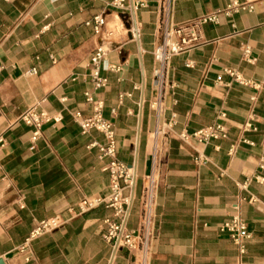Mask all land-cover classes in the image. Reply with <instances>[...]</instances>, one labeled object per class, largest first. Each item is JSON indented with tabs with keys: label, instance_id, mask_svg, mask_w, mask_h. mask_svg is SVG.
<instances>
[{
	"label": "crops",
	"instance_id": "1",
	"mask_svg": "<svg viewBox=\"0 0 264 264\" xmlns=\"http://www.w3.org/2000/svg\"><path fill=\"white\" fill-rule=\"evenodd\" d=\"M112 1L0 0V258L6 264L110 263L104 221L122 218L105 206L78 209L82 199L108 194V159L91 147L104 138L82 134L72 114L92 115L85 98L91 91L114 126L118 160L134 164L141 59L128 12L113 10ZM233 1H252L254 8L199 26L200 43L171 59L159 92L154 50L166 23L188 25ZM100 14L108 28L117 15L123 29L102 66L109 84L94 91L88 63L99 38L85 22ZM136 20L146 84L136 192L141 186L126 230L139 229L142 188L155 177L148 264H264V0H149ZM112 65L122 71H110ZM228 68L246 84L227 75ZM120 94L126 95L121 104ZM160 95L163 116L152 108ZM33 107L61 120L46 123L30 150L33 128L20 118ZM173 116L171 129L155 136ZM212 124L224 125L228 137L206 144L181 138ZM198 152L205 162L196 160ZM57 215L61 228L28 240L37 222ZM236 215L251 233L244 253L220 231ZM141 261V252L120 247L113 264Z\"/></svg>",
	"mask_w": 264,
	"mask_h": 264
},
{
	"label": "built area",
	"instance_id": "2",
	"mask_svg": "<svg viewBox=\"0 0 264 264\" xmlns=\"http://www.w3.org/2000/svg\"><path fill=\"white\" fill-rule=\"evenodd\" d=\"M149 0H113L110 3V7L118 12H128V20L133 24L132 34L136 39V12L140 8L147 7ZM254 8L252 1L239 2L233 1L225 8L217 9L212 14L204 16L199 20L182 26H174L171 23H166L162 41L156 46L154 50V59L157 63V68L154 73L155 86L159 92H162L164 81L166 78L168 63L174 56L182 54L186 51L194 49L200 43L199 26L204 24H219L221 17H230L240 12L252 11ZM86 26L93 28L94 34L98 36V44L92 53L88 67L90 69V79L94 91H99L108 86L109 80L102 75V66L110 53V45L118 35L119 31L114 28H108L107 19L105 14L94 16L92 19L85 22ZM123 25V24H122ZM123 28H121L122 30ZM120 30V31H121ZM138 31V27H137ZM139 33V32H138ZM245 56L250 55V48L245 46ZM188 68H193V64L187 63ZM114 73H120L122 71L121 66L112 65L109 68ZM224 72L230 77L234 78L241 84H246L241 76L232 68L225 69ZM221 80V77H218ZM127 96H131L130 94ZM125 94H120L118 97V103L121 104ZM86 102L92 105L93 113L89 117H85L79 110L75 111L72 115L75 122L79 125L82 134H88L91 131H96L102 134L104 141L102 143L94 142L91 147H96L99 150L101 160L108 159L104 167V171L109 174V191L106 196H96L82 199L78 204V209L84 213L100 206H105L114 211L116 218H122L120 222L106 219L104 221L107 226L105 239L107 242L113 245V248L117 244L118 249L125 247L132 252H141L142 261L141 264H148V247L151 235V226L153 225V208L155 203L154 197V182L152 183V177H148L149 185L146 184L142 188L141 193V222L137 231H127L126 222L128 220V208L133 204L135 200H132V191L135 189L138 175L135 172V168L127 165L118 160V146L116 140V134L113 124L104 118V102L97 100L91 91L85 93ZM161 95L152 103V108L156 111L158 116L164 115V107L162 105ZM112 113H116V108L112 109ZM222 116H225L224 114ZM27 126L33 128L31 136L30 150H34L36 143L41 138L42 128L46 123L54 120L59 122L61 117L52 118L46 112H37L36 108L29 109L20 118ZM176 123L173 116L169 122L164 123L155 132V136L165 135L169 129ZM248 127H252L251 124H247ZM228 137L227 129L222 124H212L196 131L192 136L182 134L181 138L187 142L190 138H194L201 144H206L210 140L226 139ZM2 142V140L0 139ZM247 142V141H244ZM250 145L252 143L248 142ZM234 147L230 149L232 153ZM197 161L205 162L206 158L200 152L196 156ZM264 169V168H263ZM135 175L136 183L135 182ZM64 220L61 216L57 215L45 220L37 222L28 240H34L46 233L55 231L64 225ZM222 233H228L231 235L236 244L239 245L241 253L245 252L244 241L251 239V233L248 230L247 224L236 215L231 220L223 223L220 227Z\"/></svg>",
	"mask_w": 264,
	"mask_h": 264
},
{
	"label": "water",
	"instance_id": "3",
	"mask_svg": "<svg viewBox=\"0 0 264 264\" xmlns=\"http://www.w3.org/2000/svg\"><path fill=\"white\" fill-rule=\"evenodd\" d=\"M135 28H136V40H137L138 45H139V54H140L141 68H142V91H141V98H140V104H139V114H138V127H137L136 148H135V162L133 164V167L135 168V172L137 173V161H138V155H139V146H140V138H141V130H142V119H143V108H144V95H145L146 80H145V70H144V66H143V58H142V52H141V46H140V40H139V33L137 31V24H135ZM130 166H132V165H130ZM134 183H136V175H135V182ZM134 195H135V189H133V191H132V200L134 199ZM131 207H132V204L128 208V215L130 214ZM117 250H118V246L116 244L115 247L113 248V252H112L109 264H113ZM0 264H6L2 258H0Z\"/></svg>",
	"mask_w": 264,
	"mask_h": 264
},
{
	"label": "bare ground",
	"instance_id": "4",
	"mask_svg": "<svg viewBox=\"0 0 264 264\" xmlns=\"http://www.w3.org/2000/svg\"><path fill=\"white\" fill-rule=\"evenodd\" d=\"M137 27L139 29V25L138 24H137ZM111 28H114V29H116L119 32H120L121 28H123L122 22L119 20L117 15L115 16V23H114V25ZM144 99H145V95H144ZM136 177H137V175H136ZM152 180H153L152 183L154 182L153 184H154V197H155V188H156L155 177H152ZM145 184H146V186L149 185L148 179H146ZM151 230H152V226H151Z\"/></svg>",
	"mask_w": 264,
	"mask_h": 264
},
{
	"label": "rangeland",
	"instance_id": "5",
	"mask_svg": "<svg viewBox=\"0 0 264 264\" xmlns=\"http://www.w3.org/2000/svg\"><path fill=\"white\" fill-rule=\"evenodd\" d=\"M122 158V157H121ZM138 180V179H137ZM140 186H141V184L139 183V186H137V192H136V196H138L139 195V193H140Z\"/></svg>",
	"mask_w": 264,
	"mask_h": 264
}]
</instances>
